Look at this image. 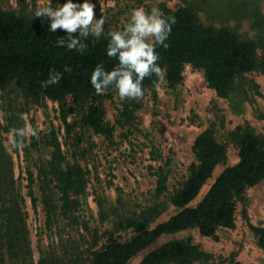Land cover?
<instances>
[{
    "label": "trees",
    "instance_id": "16d2710c",
    "mask_svg": "<svg viewBox=\"0 0 264 264\" xmlns=\"http://www.w3.org/2000/svg\"><path fill=\"white\" fill-rule=\"evenodd\" d=\"M229 1L223 8L205 0L204 8L208 4L206 9L210 13L207 18L201 16L203 7L199 4L188 2L177 8L159 4L165 16H175V23L167 38L168 47H156L159 53L156 63L162 72L144 77V93L155 89L162 77L169 87H177L184 80L188 64L202 70L208 86L225 99L241 91L247 73L264 74V3ZM244 24L249 30H241ZM49 27V18L0 6V89L5 91L13 86L33 102L49 98L60 103V117L69 141H62L60 129L54 125L44 135L33 131L25 149L28 154L36 150L37 159L31 163L34 167L28 165L26 168V178L33 206L37 207L39 201L43 204L46 226L52 228L64 220L74 228L81 222L77 212L89 184V169L78 154L86 158L95 145L94 135L113 143L117 126H132L137 118L136 110L142 103L139 98H125L117 123L109 122L104 100L118 93L111 86L97 93L90 84L91 71L97 64L102 63L106 70H111L117 63L116 58L109 57L105 51L108 32L99 38L90 35L85 40L87 48L80 53L56 43L58 37L66 38V30L57 28L52 32ZM73 35L78 36V30ZM65 66L71 70L65 71ZM53 71L63 73L59 82L42 86V81ZM18 120L17 116H11L5 130L14 131L15 137L20 139L16 130L25 129V124ZM226 139L217 137L213 125L206 127L196 136L192 147L195 161L168 198L160 200L169 189V169L160 165L153 172L157 177L155 200L132 215L120 216L113 230L91 231L92 244L86 251L75 252L73 245H68L72 251L65 247L64 254L43 250L38 264H128L132 257L152 246L161 236L189 228H197L202 236L221 243L224 240L222 230L238 228L239 213L264 251V226L249 220L246 195L249 187L264 179V135L246 124L229 131ZM26 141L24 135L22 142ZM232 142L238 147V162L226 166L204 196L192 204L217 166L226 161L228 144ZM14 151H19V146H15ZM69 152L74 160L68 157ZM168 202L178 211L152 225L167 209ZM24 206L25 196L17 182L12 153L0 140V243L9 257L23 261L32 255L28 212ZM121 231H131L132 236L122 239ZM238 255L234 250L216 254L190 235L168 240L151 249L139 264H251ZM1 264H4L3 259Z\"/></svg>",
    "mask_w": 264,
    "mask_h": 264
},
{
    "label": "rangeland",
    "instance_id": "374dc122",
    "mask_svg": "<svg viewBox=\"0 0 264 264\" xmlns=\"http://www.w3.org/2000/svg\"><path fill=\"white\" fill-rule=\"evenodd\" d=\"M212 6H227L229 0H211ZM264 3V0H255ZM65 0H51V6ZM95 4L94 18H105L104 33L122 29L133 8L143 7L150 11L153 6L159 8L160 3H166L172 8L186 5L188 2L203 7L200 14L207 18L210 14L205 0H92ZM48 0H0V6L25 11L33 14L38 6H43ZM221 10V9H220ZM222 11V10H221ZM228 20V19H227ZM226 20V21H227ZM220 23V22H219ZM231 25L235 24L231 22ZM241 30H249L244 24ZM249 35L252 32L248 31ZM241 91L230 99L217 95L209 87L202 70L191 64L185 66L184 80L175 88L167 85L161 78L155 89L148 90L139 97L142 106L136 110L135 122L132 126H117L115 141L108 143L103 136L94 135V147L86 158L77 157L89 169V184L83 203L78 210L80 224L67 225L62 220L52 228L46 226V213L41 201L34 207L28 194L26 168L34 167L37 159L36 150L27 153L25 146L30 142L33 131L44 135L51 125L60 129V137L65 143V125L60 117V103L49 98L41 102H33L25 95L10 86L5 91L0 89V140L12 153L15 163L17 182L25 196V210L28 212L27 222L32 255L25 261L9 257L6 249L0 243V264H38L43 250L63 253L64 248L75 252L86 251L92 244V233L98 229L100 233L113 230L114 222L125 215H132L141 206L155 200L156 175L153 172L160 165L169 169V189L160 200L168 198L188 174V168L195 161L193 144L196 136L206 127L213 125L220 140L227 141L226 135L238 125L250 124L257 133L264 135V74L261 72L247 73ZM118 94L113 98H105L107 120L117 123L123 101ZM17 116L27 130V141L22 142L19 151H14L10 142L15 137L14 131H6L5 125L11 116ZM73 120V117H70ZM17 123V121H16ZM123 133H126L123 135ZM69 141V139H66ZM71 140V139H70ZM65 147H67L65 145ZM83 149V148H82ZM68 157L74 160L71 153ZM239 160L238 147L235 143L228 144L227 159L219 164L213 177L205 184L197 198L196 204L205 194L209 186L221 171L228 165ZM37 196L40 192L35 186ZM248 198L249 220L258 226H264V179L246 191ZM241 210V205H240ZM178 209L168 202L167 209L153 222L157 224L175 214ZM87 224V227L85 225ZM238 228L233 231L222 230L223 242H214L200 234L197 228H189L178 233L161 236L152 246L141 251L130 259L128 264H139L143 257L153 248L174 238L193 236L204 248L216 254L225 251H238V257L251 264H264V251L258 246L257 238L247 227L245 219L239 213ZM122 239L132 236L131 231L119 232ZM74 242V243H72ZM72 243V244H71ZM69 251V252H70ZM201 264V263H196Z\"/></svg>",
    "mask_w": 264,
    "mask_h": 264
},
{
    "label": "clouds",
    "instance_id": "9594fccd",
    "mask_svg": "<svg viewBox=\"0 0 264 264\" xmlns=\"http://www.w3.org/2000/svg\"><path fill=\"white\" fill-rule=\"evenodd\" d=\"M57 4V7H52L51 0H48L47 4L35 8L34 17L49 18V30L52 32L57 28L66 30V38H57L58 45L82 53L87 48L85 40L90 35L99 38L104 33L105 18H94L95 4L92 0H65ZM174 23L175 16H165L157 6L150 11L143 7L133 8L122 29L108 32L105 51L109 57H115L117 63L111 70H106L102 63L93 68L90 84L95 91L102 93L111 86L121 99L142 97L144 77L162 72L161 66L156 63L159 59L156 47H168L167 38ZM77 30L79 35H73ZM64 70L71 69L65 66ZM62 75L60 71L50 72L49 77L42 81V86L59 82ZM26 133V129L16 130L20 139L14 137L10 142L14 146H21Z\"/></svg>",
    "mask_w": 264,
    "mask_h": 264
}]
</instances>
